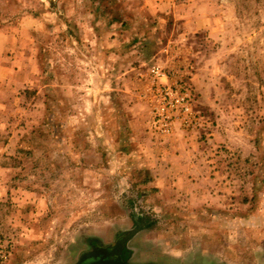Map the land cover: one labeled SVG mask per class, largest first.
Wrapping results in <instances>:
<instances>
[{
	"label": "rangeland",
	"instance_id": "rangeland-1",
	"mask_svg": "<svg viewBox=\"0 0 264 264\" xmlns=\"http://www.w3.org/2000/svg\"><path fill=\"white\" fill-rule=\"evenodd\" d=\"M98 250L264 264V0H0V264Z\"/></svg>",
	"mask_w": 264,
	"mask_h": 264
},
{
	"label": "water",
	"instance_id": "water-1",
	"mask_svg": "<svg viewBox=\"0 0 264 264\" xmlns=\"http://www.w3.org/2000/svg\"><path fill=\"white\" fill-rule=\"evenodd\" d=\"M109 254L117 255L115 258H108ZM97 256H100L99 258H96ZM93 257V259L89 260L86 264H136V263H128L123 261L118 254L108 251H102L98 250L96 252H90L86 255H84L81 258L80 262L86 261L87 259ZM142 264H158V263H142Z\"/></svg>",
	"mask_w": 264,
	"mask_h": 264
},
{
	"label": "built area",
	"instance_id": "built-area-1",
	"mask_svg": "<svg viewBox=\"0 0 264 264\" xmlns=\"http://www.w3.org/2000/svg\"><path fill=\"white\" fill-rule=\"evenodd\" d=\"M151 73H152L155 77H159V76L163 75L162 72H161L158 68H153V69H151Z\"/></svg>",
	"mask_w": 264,
	"mask_h": 264
},
{
	"label": "flooded vegetation",
	"instance_id": "flooded-vegetation-1",
	"mask_svg": "<svg viewBox=\"0 0 264 264\" xmlns=\"http://www.w3.org/2000/svg\"><path fill=\"white\" fill-rule=\"evenodd\" d=\"M88 261H84L83 263H81V264H86Z\"/></svg>",
	"mask_w": 264,
	"mask_h": 264
}]
</instances>
